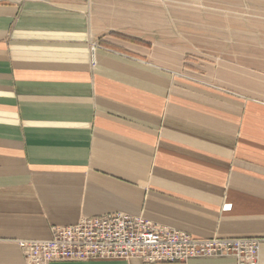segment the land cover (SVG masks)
I'll list each match as a JSON object with an SVG mask.
<instances>
[{"label": "crops", "instance_id": "0c3cea01", "mask_svg": "<svg viewBox=\"0 0 264 264\" xmlns=\"http://www.w3.org/2000/svg\"><path fill=\"white\" fill-rule=\"evenodd\" d=\"M111 213L264 264V0H0V264Z\"/></svg>", "mask_w": 264, "mask_h": 264}, {"label": "built area", "instance_id": "2783aa9c", "mask_svg": "<svg viewBox=\"0 0 264 264\" xmlns=\"http://www.w3.org/2000/svg\"><path fill=\"white\" fill-rule=\"evenodd\" d=\"M230 209V205L222 207L224 212ZM49 231L47 240L17 241L25 264L134 259L145 264H182L222 258H233L236 264H258L261 245L259 239L197 240L123 213L82 217L74 225Z\"/></svg>", "mask_w": 264, "mask_h": 264}, {"label": "rangeland", "instance_id": "374dc122", "mask_svg": "<svg viewBox=\"0 0 264 264\" xmlns=\"http://www.w3.org/2000/svg\"><path fill=\"white\" fill-rule=\"evenodd\" d=\"M175 14V13H173ZM179 14V22H184L185 23V19L183 20L182 16H185L186 13H178ZM164 15V20H171V16H172V13L171 12H164L163 13ZM164 30V36L165 35H169L170 36V33L173 32V35L175 34V30L176 29H171V28H166L164 27L163 28ZM187 28L186 27H179L178 28V36H179V39L182 40L184 39V41H186V35H187ZM191 30V29H190ZM196 30V29H195ZM199 33H203L204 35H211L212 37V43H215V41L217 40V36L219 35V28H216V27H210V28H203V29H199ZM213 45V44H212Z\"/></svg>", "mask_w": 264, "mask_h": 264}]
</instances>
